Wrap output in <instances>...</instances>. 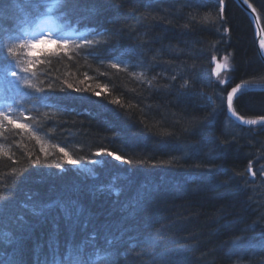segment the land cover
Here are the masks:
<instances>
[{"label":"trees","instance_id":"trees-1","mask_svg":"<svg viewBox=\"0 0 264 264\" xmlns=\"http://www.w3.org/2000/svg\"><path fill=\"white\" fill-rule=\"evenodd\" d=\"M251 2L258 11L264 5V0ZM204 3L207 8L199 10L196 21L188 28L184 25L188 23L190 9L178 11V4L174 8H169L168 4L162 5L168 9V13L161 12L158 16H166V20L171 23L160 19L151 23L146 37L150 43L143 49V57H137L133 52L137 41L127 35L120 40L116 49L118 54H123L131 63L143 59L149 65L147 77H156L151 88L131 76V72L138 74L144 71L143 68L129 67V72L125 73L112 69L107 58L104 63L85 55L73 60L65 58L60 62L53 58L48 69L51 72L50 79L57 89H66L65 93H58L62 106L54 105L62 122L55 117L44 116L41 108L38 109L39 116L31 122L36 127L38 124L45 134L48 133L52 142L62 143L73 158L100 160L96 165L85 164L89 167L92 165L97 176L85 181L74 166L62 164L58 158H53V152H57L55 149L48 152L46 161L52 167H31L28 153H32L33 158L40 155L42 160L44 156L35 143L26 139L25 136L30 133H24L15 137V144L10 143L12 137L9 140L0 137V189L16 183L17 176L22 172L29 179L22 180L19 185L31 186L33 200L43 202L62 198L67 187L71 188L82 182L112 184V193L98 192L82 198L86 214H98L103 221L114 219L108 215L114 207L113 201L123 199L115 195V188L130 182L144 183L149 189L157 190V194L147 210L141 212V222L150 221L154 228L162 230L170 247L175 246L172 241L186 245L189 248V264H233L230 259L232 242L241 235L255 239L264 230V181L259 174L253 179L247 172V164L255 160L256 154L264 155V128L255 130L252 125L235 123L228 116L220 97L225 96L231 87L241 81H249L251 85H264V62L258 55L252 23L235 0H225L227 22L224 26L231 29L230 34H225L216 21L218 0H204ZM155 5H159V0H154ZM127 7L143 11L144 0H132ZM14 15L15 13L12 16ZM114 15L108 12L107 15L98 17V22L99 18L102 22L96 21L87 27H96L102 31L103 28H124L131 25L141 33L144 32L138 24L137 16L121 15L117 23H108L106 17L111 16L112 19ZM205 15L207 19L204 18ZM260 15L264 26V11H260ZM0 18L7 19L8 14L0 13ZM73 24L77 25L75 21ZM77 27L86 30L83 24ZM213 55L219 60H223L225 55L229 56L230 84H219L212 73ZM38 56L43 59L41 54ZM153 57L156 59L153 60ZM193 65L191 74L195 82L194 91L200 95L188 98L180 95V76L188 74L189 67ZM173 74L179 75L177 81L171 82L169 78ZM41 79L46 87L49 78L42 76ZM68 84L73 87L68 89ZM76 88L86 91L75 92ZM93 90L101 95L95 96ZM117 97L126 107L101 106L104 101ZM213 101L217 110L211 124L205 127V118L212 113ZM29 102L32 103L31 98ZM234 106L247 118L264 116V90L247 91ZM116 111L122 115L117 117ZM32 115L35 116L36 113ZM222 122L219 127L218 124L221 125ZM215 138L218 139L211 146L214 160L211 171L193 166L206 162L203 155L188 159L182 152L176 151L178 145L203 144L206 139ZM221 141L226 143H220ZM100 147L135 161L143 160L144 163L122 165L111 157L91 155V152ZM172 156L177 157L173 166L162 163ZM152 164L157 166L152 167ZM56 165H61L67 171L56 176L59 171ZM13 169L17 175L12 174ZM25 169L28 171L25 172ZM37 175H46V181L36 184ZM221 181H226V185L220 186ZM19 188L21 187L18 186L17 200L11 205L8 218L0 221V253H13L14 246L5 243L3 233L12 230L17 222L16 217L22 215L25 217L24 222L29 225L28 234L24 237L23 258L25 264H37L45 258L51 259L53 249L65 245L61 241L62 236L69 240L73 232L59 208L51 210L47 217L32 215L30 209L22 206L23 196L27 192H19ZM56 223L59 224L58 228ZM17 238V234L13 232L12 239ZM243 264L249 262L245 260ZM251 264H264V255H257Z\"/></svg>","mask_w":264,"mask_h":264},{"label":"snow or ice","instance_id":"snow-or-ice-1","mask_svg":"<svg viewBox=\"0 0 264 264\" xmlns=\"http://www.w3.org/2000/svg\"><path fill=\"white\" fill-rule=\"evenodd\" d=\"M132 0H0V13L8 14V18H0V137L4 140L13 139L10 143H17L15 137L22 136L24 133H30L37 142V130H34L31 121L39 116L36 107L26 108L23 104L17 103V97L27 95L33 102L39 103L44 107L62 106L58 93H65L64 87L58 89L54 86V82L50 79L51 72L48 70L52 65V59L57 62L67 58L73 60L81 55L91 56L99 59L100 63H107L112 69H117L125 73L129 72V67L143 68L138 74L133 71L131 76L141 83H146L150 88L153 87L152 81L156 77L149 79L146 75L149 65H146L143 59H138L135 63H131L124 58L123 54H118L116 49L120 40L127 35L137 41L134 54L137 57H143V49L150 43L146 39L151 23L157 19L171 23L166 20V16H158V13H168V9L162 7L168 4L169 8L179 5L178 11L190 9L188 12L189 25L196 21L197 14L201 8H207L204 0H159V5L154 6V0H144L143 11L136 7L128 8L127 5ZM246 6V10L254 15L256 21L261 20L260 11H264V5H261L260 11L251 2V0H241ZM123 9V12H121ZM225 0H218V11L216 13V21L221 25V29L225 34H230L231 29L225 27L227 17L225 15ZM112 12L115 15L110 23H117L121 15L125 17L137 16L138 24L142 26L144 32L141 33L136 27L131 25L124 28H103L98 30L96 27L88 28L87 25L93 24L98 17L105 13ZM15 13V18H12ZM207 19V15L204 17ZM75 21L77 25L83 24L86 32H79L72 27ZM35 23L36 30L29 32L27 25ZM218 31L220 29H217ZM259 36V51L264 56V35L257 33ZM91 37V38H90ZM99 37V39L97 38ZM51 43L56 45L53 50L42 51L41 56L34 55L37 43ZM71 53V54H70ZM156 57H153L155 60ZM225 63L221 64L217 60V56L211 57L214 67L212 73L221 85L230 84V78L222 76V73L231 71V65L227 63L229 56L222 58ZM193 66L188 69V74L180 76L179 88L181 96L193 98L200 95L194 91L195 82L191 74ZM179 74H173L169 79L171 82L177 81ZM49 78L47 86L41 77ZM73 86L67 85L68 89ZM251 88L249 81H241L226 92L225 96H221L223 106L230 113V118L244 125H262L264 126V116L256 119H248L241 115L235 108L234 103L238 102L240 97L246 94ZM75 92H83L86 89L76 88ZM93 94L97 97L100 92L93 90ZM109 105L118 106V108L126 107L122 104L119 97L113 100L104 101L101 105L107 108ZM215 102L213 101V110L209 117L205 118L207 127L211 124V120L216 112ZM36 113V115H32ZM117 117L122 113L116 111ZM28 121V122H22ZM143 123V121H141ZM187 131L188 129H184ZM198 133V129L196 130ZM173 135V133H168ZM217 139L206 140L203 144L178 145L176 151L182 152L188 159L201 157L206 158L204 163H196V168H204L209 171L214 167L212 159V145L217 143ZM220 143H226L221 141ZM57 152H53V158H58L62 164H70L78 174L83 175L86 181L89 178L95 179L97 172L93 168L84 167L85 164L96 165L100 160H85L84 158L75 159L59 144L53 145ZM207 150V151H205ZM39 151L43 153L44 160L40 155L28 153V159L31 167L40 166L52 167L47 164L48 150L41 143ZM7 155V153H4ZM96 157H111L114 161L122 165L143 164L144 161H135L116 154L105 147L98 148L94 153ZM11 159V157H9ZM177 160L176 156L162 162L167 166H173V162ZM17 161H13L16 163ZM156 167V164H152ZM59 171L56 176H61L67 171L61 165H56ZM25 172L28 169L24 170ZM248 173L252 177H256L257 173L252 169L249 163ZM13 175H17L15 169L12 170ZM260 176L264 179V169H261ZM29 179L24 172L17 176L16 183L5 189H0V221L8 218L11 205L17 200L18 186L22 180ZM46 175H37L35 177L36 184H42L46 181ZM220 186L226 185V181L219 182ZM114 185L108 184H88L82 182L79 185L69 188L62 198L43 202L33 200L32 193H26L27 200L32 201L31 204L23 203L24 208L30 209L32 215L36 217H47L48 213L59 208L63 218L69 222L73 235L60 249H53L51 259L45 258L38 261L37 264H189V248L186 245H180L178 242L172 241L174 247H170L164 238V232L157 230L152 226L150 221L140 220V214L146 211L151 205L153 198L157 194V190L149 189L144 183L135 184L128 183L120 188H115V195L123 197L113 201V209L109 212V217L114 219H104L101 221L99 215H87L86 209L82 203V198L88 194L112 193ZM16 223L12 230L4 231L6 237L5 243L14 246L11 255L0 253V264H25L24 261V237L28 234L29 225L24 222V216H17ZM59 227L58 224L55 225ZM91 229V231H89ZM243 231V230H242ZM17 234V239H12V234ZM233 264H243L247 260L249 264L257 255H264V230L259 234L256 240L250 239L247 235L239 236L230 249Z\"/></svg>","mask_w":264,"mask_h":264},{"label":"bare ground","instance_id":"bare-ground-1","mask_svg":"<svg viewBox=\"0 0 264 264\" xmlns=\"http://www.w3.org/2000/svg\"><path fill=\"white\" fill-rule=\"evenodd\" d=\"M16 15V14H15ZM15 15L14 16H12V18H15ZM105 15H107V13H105ZM110 15V14H109ZM111 17V16H110ZM110 17L109 16H107L106 17V21L108 22V23H110V21H111V19H110ZM97 22H98V18H97ZM99 22H102V20L99 18ZM98 22V23H99ZM27 27H36V25H35V23H32V24H29V25H27ZM255 42H256V45H257V41H256V38H255ZM257 50H258V55H259V57L261 58V55H260V53H259V49L257 48ZM219 58H217V60H218ZM261 60H262V58H261ZM263 61V60H262ZM264 62V61H263ZM257 87L260 89V88H264V85H262V86H260V85H257ZM258 90V89H257ZM27 98H29V96L27 97ZM35 104H39V103H36L35 102ZM41 109H43V114H44V116L46 115L47 117H55V118H57L58 119V121L61 123L62 122V120L60 119V113H57V109H56V107L53 105V106H51V107H44L43 106V108H41ZM45 109V110H44ZM62 115V114H61ZM254 118V117H253ZM23 122H28V121H23ZM218 124V123H217ZM31 125H32V127H33V129L34 130H37V136H39V141L40 142H37V140L34 138V137H32L30 134H28V135H26L25 137H26V139H28V140H30V142H33V143H35L36 145H37V147L40 149V146H41V143L43 144V146L48 150V152H50V151H52L54 148H53V145H55V144H59L61 147H63V145H62V143H59V142H52V140H51V136L50 135H48V133L47 134H45V132L44 131H42V129L40 130V128H39V125L38 124H36L37 125V127L35 126V124L33 123V122H31ZM218 126L219 127H221L222 125H220V124H218ZM255 130H259V129H257L259 126H257V125H254V126H252ZM56 150V149H55ZM93 153L94 152H91V155H93ZM251 162V165H252V169L254 170V171H256V173L257 174H259L260 175V171H261V169H264V155L263 156H261V155H258V153L256 154V156H255V160H253V161H250ZM249 162V163H250ZM248 166H249V164H247V169H248ZM248 172V171H247ZM249 176L251 177V175L249 174ZM257 176V175H256ZM260 179L262 180V181H264V179H262L261 178V176H260ZM15 184V183H14ZM78 185V184H77ZM261 185H259V187H260ZM19 187H21V188H19V192H21V191H26L27 193H32L33 194V190H32V187L31 186H29V187H23V186H21V185H19ZM261 188V187H260ZM66 189H69V187H67ZM65 189V190H66ZM24 196H25V198H24ZM23 196V201H24V203H28L29 204V202H28V200H27V196H26V194ZM87 199V198H86ZM93 215H95V214H93ZM35 223L36 224H38V221H35ZM57 224V223H56ZM55 224V225H56ZM59 225V224H58ZM91 230V229H90ZM66 238V237H65ZM253 240H256V239H253ZM61 241L62 242H64V244H66L67 243V241H68V239L66 238V239H64V236H62V238H61ZM60 249V248H59Z\"/></svg>","mask_w":264,"mask_h":264},{"label":"water","instance_id":"water-1","mask_svg":"<svg viewBox=\"0 0 264 264\" xmlns=\"http://www.w3.org/2000/svg\"><path fill=\"white\" fill-rule=\"evenodd\" d=\"M235 2L244 10V12L248 15V17L250 18V21L253 25L254 28V33H255V37H256V41H257V47L259 49V44H258V39L259 36L257 35V33H260L261 35H264V30L261 24V21H256L254 15L250 12V10H246V6L243 5L241 3V0H235ZM260 53V51H259ZM261 55V53H260ZM262 60L264 61V56L261 55ZM229 113V112H228ZM230 115V113H229ZM239 122V121H238ZM240 123V122H239ZM242 124V123H241Z\"/></svg>","mask_w":264,"mask_h":264},{"label":"rangeland","instance_id":"rangeland-1","mask_svg":"<svg viewBox=\"0 0 264 264\" xmlns=\"http://www.w3.org/2000/svg\"><path fill=\"white\" fill-rule=\"evenodd\" d=\"M248 16V15H247ZM250 19V18H249ZM253 26V25H252ZM256 38V37H255ZM258 48V47H257ZM219 61V60H218ZM221 64H223V63H225V61L224 60H222V61H219ZM227 63H229L230 65H231V62H229V61H227ZM212 65H213V63H212ZM222 76H230V74H227V72L226 73H222ZM223 124V122L221 123V125ZM264 128V126H261V127H259V128H257V129H263ZM207 140V139H206ZM92 166V165H91ZM89 167V165H84V167H86V168H93V167ZM257 229V227L255 228V230ZM250 237V239H252V237L251 236H249ZM256 237V235L254 234L253 235V238H255ZM259 236H257L256 238H258ZM255 238V239H256ZM253 240V239H252Z\"/></svg>","mask_w":264,"mask_h":264}]
</instances>
